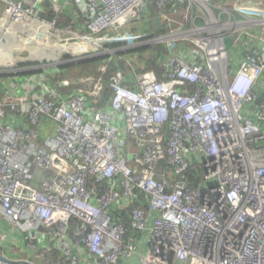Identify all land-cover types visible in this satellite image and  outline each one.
<instances>
[{
    "label": "built area",
    "instance_id": "1",
    "mask_svg": "<svg viewBox=\"0 0 264 264\" xmlns=\"http://www.w3.org/2000/svg\"><path fill=\"white\" fill-rule=\"evenodd\" d=\"M0 32L43 56L163 48L160 74L144 55L91 92L43 73L0 98V264H264V0H0Z\"/></svg>",
    "mask_w": 264,
    "mask_h": 264
},
{
    "label": "crops",
    "instance_id": "2",
    "mask_svg": "<svg viewBox=\"0 0 264 264\" xmlns=\"http://www.w3.org/2000/svg\"><path fill=\"white\" fill-rule=\"evenodd\" d=\"M73 14H74V6L70 5V4H65L64 5V11H63V14H62L63 16L61 17V19L66 21V22H69L70 21V17H72ZM45 16L48 19H52V18L55 17V14L53 12H49ZM139 25L142 26L144 24H139ZM156 27H158V26H156V20H155L154 23H151V24L147 23L146 24L145 31H152ZM24 30L21 29V32H23ZM21 36H22L21 34L9 36V40H8V42H7L5 47H10V44H13V43L24 44L21 47H24V46L25 47H31L33 49L32 51L23 50L24 53H26V54L28 53V58H30V59H27V60L24 59L22 61V62H26L24 64H29L31 62L32 63H34V62L41 63V62L45 61L44 59L43 60H39L38 59L40 57H45L42 54H40L42 52L40 47L34 45L31 42H25L24 40L22 42H20ZM7 39H8V37H7ZM230 47H231V49H233L232 42L230 43ZM55 48H56V46L53 45L52 46V51L55 52V50H54ZM11 49L13 50V47ZM126 50H128V49H126ZM231 51L236 53L235 49H233ZM145 52L148 53V51H145ZM56 54H57V52H56ZM47 55H50V54H47ZM64 55H65V57H67V59H65L63 62L55 63V64H53L54 63L53 60H55V58H56L55 54H51V56L55 57L54 59L52 57H50V56H46L49 59V60L46 59L47 60L46 64H48L49 66H47V68H45V70L41 69V68H36V70H34V69L24 70V71H22L19 74L10 73V74H6V75H0V98L8 99V98L16 95L18 98L32 99L33 97H35L36 94L41 93L42 90L40 88H38V86L34 88L33 87L34 81L30 80V78H32L33 76L36 77V75L43 74V73L45 74L44 75V79H43V83H44L45 86H47V88L56 89L57 91H59L61 93H66V94L77 93V92H81V91H90L91 92L93 90V85L90 84V83H92L90 81V79H94L95 80L98 77H103L105 79V83H109V79H110L112 73H109V74H106V75L102 76V72L100 71V69H98V67L101 68L100 65H102L103 63H101V64H99V66H97L96 71H95L96 74H94V75H90V73L88 72L89 70H88L87 66H85L84 68H78V67L70 66L65 71L60 70L59 69L60 66H63L65 64L66 65H71V64L77 63V62L70 63L72 60L77 59V58H71L70 54H64ZM104 55L105 54H103L102 56H104ZM132 55L133 54H131L130 56H132ZM141 55L142 54H140V55L138 54L136 56L133 55V56L139 58V60H140V56ZM56 56H58V55H56ZM87 56L88 55L83 56V57H87ZM35 57H36L37 60L36 61H31V59L35 58ZM83 57H81V58H83ZM18 58H20V57H17V59ZM81 58H78V59H81ZM89 59H91V58H89ZM85 60H87V59H85ZM81 61H83V60H81ZM143 61H144V59L138 61L137 64H132L133 68L136 71H139L140 70L139 64H142ZM71 68H77V69H79L81 71L78 74L79 75L78 78L73 79V78L69 77V75L71 74ZM129 71L132 72V69L130 67H129ZM20 74H24V75H20ZM131 80H134V78L132 77ZM64 82H68V83H70V85L69 86H65ZM64 87L66 89H64ZM107 88H109V87H106V89ZM64 90H66V91H64ZM105 95H106V90H105V93H104V100L100 101L99 103H96L95 104L96 108L105 106V105H107L109 103V99L111 97L110 92H109L110 96L105 97ZM7 121H8V118L1 120L0 123L4 124ZM33 180L35 181V183H39V181L36 182V173H35V177L33 178Z\"/></svg>",
    "mask_w": 264,
    "mask_h": 264
},
{
    "label": "rangeland",
    "instance_id": "3",
    "mask_svg": "<svg viewBox=\"0 0 264 264\" xmlns=\"http://www.w3.org/2000/svg\"><path fill=\"white\" fill-rule=\"evenodd\" d=\"M2 35H3V32H0V39L2 38ZM6 35L8 37V40H9V36H13L12 34H9V33L6 34ZM6 40L3 41L5 43V45L7 44L6 43L7 42ZM125 42L126 43L123 46H121V48L124 47L121 51H124L126 49H135V48H138V46H142V45H138L139 44L138 43V40H133V41H129V42L125 41ZM227 42H228V46L230 47V43H231L230 40L228 39ZM14 46H16V44L13 43V44H10V47H8V48L7 47H4L2 49V47H3L2 41L0 42V48L2 49L1 52H0V69L4 65H8L10 63H15L16 61H19V60L20 61H23L24 59L25 60L30 59V58H28V53L27 54L24 53L23 50H30V51H32L33 49L31 47H25L24 46V47L15 48V50H12L11 48L14 47ZM6 48H7V50H6ZM65 49L73 50L72 47L71 48H67L66 46H59V44L56 46V48L54 50L56 52H61V50H65ZM154 49L155 48H153L151 50V52L153 53V55H156L157 52ZM230 49H231V47H230ZM18 50H20V51H18ZM57 50H60V51H57ZM113 50L114 49L108 50V49L104 48L105 56H108L110 59H112V61L115 60L117 63H119V60H123L125 62L123 67L126 70V72L129 71V67H128L129 66V63H132L133 62V63L137 64V62L140 61L139 58L133 56V55L136 56L138 54L140 55V53H138L137 51L134 52L135 54H133L132 56H130L131 58L129 56L126 58L125 56H122V55L119 56L118 55V52L117 51H119V50H116V51H113ZM97 52H100V51H97ZM151 52L150 53L149 52L148 53L144 52V53H141V54H144L145 56L151 57V56H153V55H151L152 54ZM40 54H44V53L41 52ZM64 54H65L64 52H63V54H59V56H57L55 58V60H53L54 63L52 61L51 62L53 64L63 62L65 59H67V57H65ZM94 54H98V53H94ZM17 57H20V58L17 59ZM71 58H77L78 59L79 57H76V56H73L72 55ZM109 58H107V59H109ZM38 59L39 60H43L44 59L45 61H43L41 63H29V64H24L23 63V64H20V65H17V66H12L11 69H13V70H16V69H18V70L19 69H21V70L34 69V68H36V65L37 66L38 65H41L42 66L43 64H46L47 63V60H49L46 56L45 57H40ZM36 60H37L36 57L31 59V61H36ZM83 60H85V59H83ZM126 64H127V66H126ZM100 66H102V65H100ZM98 69H100V67H98ZM80 72L81 71L79 69H77V68H71V74L69 75V77H71L73 79H76V78L79 77L78 74Z\"/></svg>",
    "mask_w": 264,
    "mask_h": 264
},
{
    "label": "trees",
    "instance_id": "4",
    "mask_svg": "<svg viewBox=\"0 0 264 264\" xmlns=\"http://www.w3.org/2000/svg\"><path fill=\"white\" fill-rule=\"evenodd\" d=\"M123 45V43L122 42H108V43H106L105 44V47H107V48H109V49H118V48H120L121 46ZM153 48H155L154 50H156V55H153V56H151L149 59H148V61H147V63H148V65L152 68V69H155L159 74L161 73V71H162V69H161V66H160V63H159V61H158V59H159V54H163V48L161 47V46H142V47H138V48H135V49H128V50H124V51H118V55L119 56H125L126 58L129 56L130 57V55L131 54H135L134 52L135 51H137L138 53H144L145 51H148V52H151V50L153 49ZM134 50V51H133ZM152 53V52H151ZM153 54V53H152ZM151 54V55H152ZM46 56H50V57H52L53 59L55 58V57H57V56H51V55H46ZM107 58H109L108 56H98V57H94V58H91V59H87V60H83V61H79V62H77V63H74V64H71V65H63V66H60V70H63V71H65L66 69H68L70 66H74V67H78V68H84L85 66H87L88 67V72L90 73V75H94V74H96V68H97V66L99 65V64H101V63H104V62H106V61H109L110 62V65H109V67H110V73L114 70V69H118V68H120V67H123L124 66V61L123 60H119V63H117L115 60H113L112 61V59H107ZM145 58V56H144V54H142L141 56H140V60H143ZM107 59V60H106ZM126 66H127V64H126ZM20 75H24V74H20ZM26 75V74H25ZM128 77H129V79H131L132 77H134L132 74H129L128 75ZM64 89H66L65 87H64ZM64 91H66V90H64ZM109 92H110V90H109V88H107L106 89V95H105V97H108V96H110L109 95ZM200 168H199V166H194L192 169H191V171L189 172V174H188V179H189V183H190V186L191 187H195L198 183H199V181L196 179L197 177V174L198 175H200L199 173H200ZM117 218H122V221L124 222V224H125V226L128 228V230H129V232H130V234L131 235H133V230H132V228H131V222H130V219H128V218H124L123 217V214L122 213H119V212H117ZM120 216V217H119ZM127 237H129V235L127 236Z\"/></svg>",
    "mask_w": 264,
    "mask_h": 264
},
{
    "label": "water",
    "instance_id": "5",
    "mask_svg": "<svg viewBox=\"0 0 264 264\" xmlns=\"http://www.w3.org/2000/svg\"><path fill=\"white\" fill-rule=\"evenodd\" d=\"M156 26H158V27L161 26V23H160V19L159 18L156 19ZM102 55L103 54H100V53H98V54H91V55H88L87 57H83L81 59H74L70 63H72V62H79V61H81L83 59L94 58V57H98V56H102ZM23 63H26V62H23ZM10 73H12V72H0V75H6V74H10ZM130 158H133V156H130Z\"/></svg>",
    "mask_w": 264,
    "mask_h": 264
},
{
    "label": "bare ground",
    "instance_id": "6",
    "mask_svg": "<svg viewBox=\"0 0 264 264\" xmlns=\"http://www.w3.org/2000/svg\"><path fill=\"white\" fill-rule=\"evenodd\" d=\"M8 48V47H7ZM7 48H6V50H7Z\"/></svg>",
    "mask_w": 264,
    "mask_h": 264
}]
</instances>
